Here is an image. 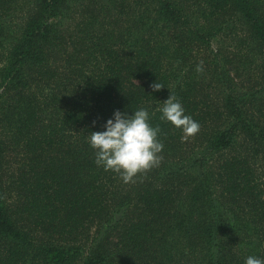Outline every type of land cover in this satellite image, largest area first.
<instances>
[{"label":"trees","instance_id":"obj_1","mask_svg":"<svg viewBox=\"0 0 264 264\" xmlns=\"http://www.w3.org/2000/svg\"><path fill=\"white\" fill-rule=\"evenodd\" d=\"M171 94L200 124L186 140L161 119ZM140 108L162 160L125 184L87 135ZM250 255L264 258V0H0V264Z\"/></svg>","mask_w":264,"mask_h":264},{"label":"clouds","instance_id":"obj_2","mask_svg":"<svg viewBox=\"0 0 264 264\" xmlns=\"http://www.w3.org/2000/svg\"><path fill=\"white\" fill-rule=\"evenodd\" d=\"M196 71H203L202 66L198 65ZM151 87L159 91L163 86L157 81ZM159 111L162 120L181 130L182 140L196 135L200 130L199 122L186 114L181 102L172 94ZM102 127L103 131H91L87 135L98 167L119 174L127 184L134 182L138 175L159 166L164 144L159 139L160 128L150 123L147 109L140 108L132 114L117 109ZM244 264H264V258L250 255L245 258Z\"/></svg>","mask_w":264,"mask_h":264},{"label":"rangeland","instance_id":"obj_3","mask_svg":"<svg viewBox=\"0 0 264 264\" xmlns=\"http://www.w3.org/2000/svg\"><path fill=\"white\" fill-rule=\"evenodd\" d=\"M11 14L12 17L9 18V23L11 26H14L12 29L17 32V30L22 27L23 12L15 9Z\"/></svg>","mask_w":264,"mask_h":264}]
</instances>
